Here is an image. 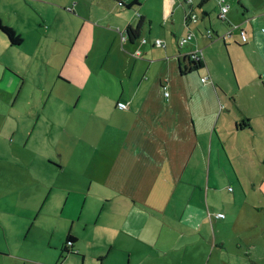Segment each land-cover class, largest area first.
I'll return each instance as SVG.
<instances>
[{"label": "crops", "instance_id": "crops-1", "mask_svg": "<svg viewBox=\"0 0 264 264\" xmlns=\"http://www.w3.org/2000/svg\"><path fill=\"white\" fill-rule=\"evenodd\" d=\"M135 1L139 5L127 8L114 0H79L71 10L69 4V14L80 23L69 44L67 39L57 43L54 26L46 33L30 23L24 25L25 30L10 27L22 38L18 46H12L0 32V99L24 101L10 106L16 114L14 125L0 121V148L15 145L12 158L18 163L0 156V264H79L78 259L86 264L87 258L104 264L111 255L106 250L116 247L120 233L130 240L128 264L131 258L134 264H152L153 253H164L158 264H192L187 251L203 238L202 228L208 227L220 254L213 259L211 253L208 263L264 264V0H224L222 4L209 0L201 8L200 0H122L125 6ZM222 6L228 7L224 19ZM188 12H194L198 21L187 24ZM137 26L141 27L140 38L132 44L124 38L128 27ZM188 35L190 39L180 47ZM156 41L163 46L158 47ZM57 46L63 48L59 54H64L59 66ZM191 54L198 57V70L186 58ZM57 71L69 85L77 78L97 81L99 91H88L100 99L93 114L107 115L108 120L97 125L95 134L111 132L114 138L98 140V154L88 153V159L82 149L66 155L70 151L67 143L45 145L42 151L41 141L32 139L41 128V113L34 112L45 92L41 80L53 77L43 90L49 88L54 94ZM113 79L118 81L114 91ZM116 93L117 103L129 102L128 109L112 108L110 98ZM24 120L34 122L29 126ZM47 125L53 130V125ZM87 125L83 129L90 138ZM59 130L67 133L65 140L71 144L70 125ZM77 140L88 146L84 139ZM221 148L230 163L225 169L218 165ZM207 156L208 168L213 163V172L223 173L221 190L235 183L242 194H254L246 209L243 206L233 213L234 218L228 214L217 218L222 211L188 200L192 194L184 183L188 169L197 161L204 164ZM68 163L80 167V177L65 176ZM57 186L68 197L57 214L60 232L39 237L35 232L40 227L41 207L33 208L28 198L33 188L43 192ZM92 186L96 193L114 195L104 198L100 210L112 203L117 233L103 235L102 244L94 241L96 248L91 253L76 252L62 259L66 237L75 239L72 249L80 241L73 234L74 221L81 224L83 218L87 226L84 212ZM71 193L78 194V199L72 200ZM238 193L233 189L230 199L236 202ZM121 199L125 201L123 213ZM241 212H245V224L236 221ZM231 237L234 240L229 243ZM136 253L141 254L137 257ZM168 253H177V259L168 260Z\"/></svg>", "mask_w": 264, "mask_h": 264}, {"label": "rangeland", "instance_id": "rangeland-1", "mask_svg": "<svg viewBox=\"0 0 264 264\" xmlns=\"http://www.w3.org/2000/svg\"><path fill=\"white\" fill-rule=\"evenodd\" d=\"M78 1L79 0H0V17L3 18L5 23L7 22V25L9 27H12L14 30L18 29V26L22 28L21 30H25L26 26L24 25L26 23H30V25L33 26V28H35L36 30H40L41 33H46L45 31L50 26H54L55 38L57 40V43L67 39L66 44H69L70 37L75 38L76 31L80 27V23L75 21V18L69 14L68 5H71V10L75 7V3H77ZM212 3L213 5H215V1H213ZM59 9H61V11ZM21 34L24 37L27 36L26 33L22 32ZM43 41L44 40L42 39V42ZM61 49L63 48L57 46L56 57L58 66L60 60L64 55L59 54V50ZM58 72L59 71H57V73L55 74L57 84L55 86V89L53 90L55 92L52 95L50 94L49 88H46L45 90H43V88L46 83L49 86L50 84H52V82L54 81L53 77H51V79L48 81H45L43 78L41 80V91L45 92L41 93V96L37 100L34 109L35 115L36 112L41 113L39 121L41 128L38 132L37 130H35V136H32V139L34 137L35 140L41 141L42 151L44 150L45 145L46 148H48L52 143H57L60 146H64L67 143L70 151L67 152L66 155L73 153L74 150H77V153H80V150L82 149L86 153L82 156L88 159L90 157V154L88 153H91L92 155H94L93 153L98 154V140L99 142H101L104 139L114 138V135L111 134V132L102 131L99 133V136L97 133L95 134V132H97V125L105 123V120H108L107 115H101L103 117H97L96 114H93V109H95L94 107L98 105L100 99L93 92L88 91H99L96 86L97 81L93 79L88 80L87 78L84 80L77 78L72 84L69 85L67 83L68 81L64 79L65 77L63 75L58 77ZM112 81L115 87L112 91H114L118 89V81H116L115 79H113ZM72 85L73 87H69ZM81 88L83 91H81ZM110 99L111 103L113 104L112 108L117 109L116 105L119 100L118 93H116V95H113ZM12 103H16L20 106L22 105V103H24V101L22 99H18L15 101L13 98L7 97H5L3 100L0 99V121H7L8 123H12L14 125V121L16 119L13 118V116L16 114L15 112H11L10 106ZM20 118H22V115ZM24 122L26 125L28 123L30 126L34 122V120H31V122H27L26 120H24ZM47 123L53 125V130L47 125ZM1 124L2 123H0V125ZM12 124L10 125V127H13ZM68 124L71 127V132L74 134L72 141L73 143L71 142V144L68 143V140H65L67 133H60L59 130L62 126H68ZM84 124H88L87 126H90L89 133L93 135L92 137L88 138L86 136L87 130L83 129ZM101 127L103 128L104 126ZM18 136L19 135L14 136L15 143H17V141L19 140ZM77 138L84 139L83 142H86L88 146H81L80 141L77 140ZM214 138L216 137L214 136ZM7 140L9 141L11 139L8 138ZM7 147L9 146L7 145ZM90 148L91 150H88ZM94 148L95 150H93ZM0 150V156L4 161L17 163L16 161H13L12 158V156L15 154V151H17L15 150V145L10 146L7 149L5 147H1ZM220 150L221 153L218 165L224 167L225 169V167L227 165H230V163L226 151L223 148H221ZM64 164L66 165L65 162ZM54 165L57 168L60 167L58 164ZM208 167L209 162L207 156L204 164L197 161L191 168L188 169V171L190 172L189 177L184 180V183L187 182L189 192H192L188 200L194 205L203 204L206 208L209 206L210 210L222 211L221 214H223L224 216L228 214V218H234L233 213H237V211L240 210L243 206L246 209L248 207V205H246L247 202L250 204L249 201H252L254 194H251V192L249 191L246 193V195L242 194L241 190L237 188V185L235 183H233L232 186H228V184L226 186L224 185L225 190H221L224 184L222 183L224 180L223 173L221 176H217L213 172V163L211 164V169ZM65 170L67 172L65 176L68 178L69 173H73L75 176L79 177L81 175L80 167H75L73 166V164L68 163ZM31 174L33 176H36L35 172L32 171V169ZM233 175H236V173L233 172ZM238 176L241 181L245 180V177L241 175ZM80 180V178L77 179L78 182H80ZM88 180L90 181L91 179ZM94 182L97 183L98 179H94ZM214 184H217V186H214ZM1 187L3 189L4 185H2ZM232 187L235 191L239 192V197L236 202L230 199V194H232L233 190ZM38 189L39 187L33 188L32 193L28 198V202L33 205V208L36 209L38 208V206L39 208L41 207V213L37 219V223L40 224V227L38 231L35 232V235L41 237L43 235L49 234L50 231H54L56 232V234H58L60 232V216H57V214H60L61 206L67 196L59 193V186L52 190H49V187H47L43 192L38 191ZM226 191H228V193ZM26 195H28L27 192ZM106 196L112 197L114 195L108 193H96L93 186L89 189L84 212L87 226L83 225V218L81 224H77V222L75 221L73 223V234H76L80 239V241L76 243V247L75 249H73V253H91L90 249L96 248V245H92L94 241H98L99 244H102L100 241L103 235L113 236L117 233L119 225L117 223L118 221H116L117 219L112 215V203H105V210H100V206L102 205L103 200H105L104 198H106ZM70 197L72 200H75L78 199L79 195L76 193H71ZM3 201L6 202L7 199H4ZM124 202L125 201L121 199L120 210L122 213L125 212ZM244 213L245 212H241L236 217V221H239L240 224H245ZM213 215H215V213H213ZM122 218L123 216L120 217L119 222H121ZM45 223L50 226H46ZM201 234L203 235V238L194 244V247L191 248L192 251H187L188 253H190L187 255L192 256V264H199V261L203 259L204 256L205 259H203L202 264H211L213 260L208 263L211 253H213L212 258L217 259V257L220 256L219 249L218 247H216V249L214 248L213 232L211 227L202 228ZM217 236H219V229ZM232 240H234L233 237H231L229 243ZM129 242V238L123 233H120L118 241L116 242V247H111L112 249L108 248L106 250H111V255L104 264H128L129 258L127 255V248ZM217 242H220L219 238ZM103 249H106V247H104ZM140 254L141 253H136V256L138 257ZM163 254L164 253H153L151 257V261L153 262L152 264H158V260L160 258L164 259ZM176 254L177 253H168V257L166 258L168 260H175L177 259ZM179 254L180 253H178V256ZM222 256L225 257V254L223 253ZM92 259L87 258L86 264H99V262ZM78 261L79 264H81V260L78 259ZM131 264H134L132 258Z\"/></svg>", "mask_w": 264, "mask_h": 264}, {"label": "trees", "instance_id": "trees-1", "mask_svg": "<svg viewBox=\"0 0 264 264\" xmlns=\"http://www.w3.org/2000/svg\"><path fill=\"white\" fill-rule=\"evenodd\" d=\"M116 1V3L120 6V7H124V8H127V7H132V6H136V5H139L137 1H135L132 5L130 6H125L123 5V2L122 0H114ZM209 0H200V3H199V7L201 8L202 6H204L206 3H208ZM195 15L196 17V21H198V17L197 15L194 13V12H188L186 14V18H185V21L186 23L188 24L189 22H193L192 21V16ZM193 22V23H195ZM141 29L140 26H137L136 28H131V27H128L127 28V31H126V38H124L125 40H129L130 43L134 44L137 40H139L140 38V35H139V30ZM0 32H2V34H4V36H6L7 40L9 41V43L12 45V46H18L22 43V38L16 34V32L6 26L5 24H3V22L0 20ZM193 65L192 68H194L195 70H198L200 68V63L198 61H194L193 59L190 58V56H187L186 57ZM190 65V64H189ZM190 67V66H189ZM190 70H191V67H190ZM73 242H75V239L68 235L66 237V241H65V244H64V248L62 249V259L64 258V255H67V254H73Z\"/></svg>", "mask_w": 264, "mask_h": 264}, {"label": "built area", "instance_id": "built-area-1", "mask_svg": "<svg viewBox=\"0 0 264 264\" xmlns=\"http://www.w3.org/2000/svg\"><path fill=\"white\" fill-rule=\"evenodd\" d=\"M218 1H219L220 4H222L224 0H218ZM227 9H228V7H226V6H222V7H221V18H222V19H224V14H226ZM191 19H192L193 22H195V21H196V17H195V15H193ZM226 34H227L226 36H230V34H231V30L228 31ZM240 36H241L242 42H246L247 38H246V35H245V33H244L243 31H240ZM188 39H190V35H188L187 38L182 39V40L179 42V46H180V47L183 46L184 43H185ZM156 45H157L158 47H159V46H163V44H162L161 41H156ZM200 52L202 53V51H200ZM190 58L193 59L194 61H198V57H196V55L191 54V55H190ZM201 81H202V82H205V81H206V78L201 79ZM164 95H165L166 97H168V96H169V93H168V92H165ZM128 106H129V102H119V103H117V105H116V107H117L119 110H126V109H128ZM216 217L222 219V218H224V215H223V214H217Z\"/></svg>", "mask_w": 264, "mask_h": 264}]
</instances>
